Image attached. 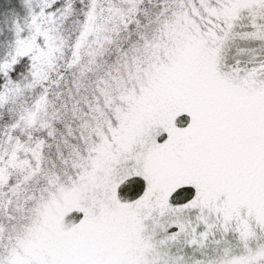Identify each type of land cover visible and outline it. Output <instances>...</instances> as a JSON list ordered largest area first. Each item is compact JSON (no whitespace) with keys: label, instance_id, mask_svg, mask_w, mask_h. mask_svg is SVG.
Masks as SVG:
<instances>
[{"label":"snow or ice","instance_id":"snow-or-ice-1","mask_svg":"<svg viewBox=\"0 0 264 264\" xmlns=\"http://www.w3.org/2000/svg\"><path fill=\"white\" fill-rule=\"evenodd\" d=\"M0 264H264V0H0Z\"/></svg>","mask_w":264,"mask_h":264}]
</instances>
